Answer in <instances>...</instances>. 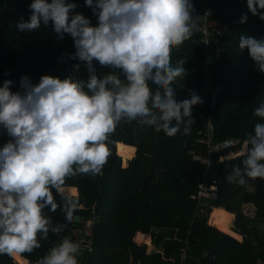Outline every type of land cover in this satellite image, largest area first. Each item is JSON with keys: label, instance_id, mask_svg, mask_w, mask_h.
<instances>
[{"label": "trees", "instance_id": "obj_1", "mask_svg": "<svg viewBox=\"0 0 264 264\" xmlns=\"http://www.w3.org/2000/svg\"><path fill=\"white\" fill-rule=\"evenodd\" d=\"M81 12L96 23L91 9L84 0H74ZM193 18L199 22L205 6L214 17L227 24L222 36L211 37L206 47L203 33L197 29L179 49L172 52V62L184 58L187 75L184 88H177V99L190 98L189 89L204 101L193 109L195 123L187 134L168 137L163 132L136 122H121L111 136L110 155L102 174H80L66 178L65 188L78 194L64 192L78 201V208L67 229L59 235L48 234L40 239L41 247L31 254H21L30 263L46 255L51 247L70 235L75 241L74 229L93 215V250L82 251L79 264H254L264 259V179H245L243 185L229 183L234 169L243 170L245 153L220 160L231 151L244 148L255 123L264 122L253 111L264 102V73L249 57L246 49L239 48V37L264 39V20L253 15L246 0H191ZM31 0H0V87L11 80L16 91L27 77L37 83L42 75L64 78L75 75L87 79L86 66L75 69L78 60L68 59L75 52L72 39L65 35L58 40L51 24L34 32H19L16 25L21 17L30 16ZM247 20L241 23L243 16ZM226 50L216 51V44ZM100 76L112 69L94 62ZM11 75H5L9 72ZM221 85L216 102L211 105L207 94ZM214 125V141L236 139L231 148L210 152L203 141L209 123ZM6 130L0 128V147L7 142ZM136 147V154L127 166L117 153L116 143ZM196 155L211 157L212 163L195 159ZM217 186L218 199L202 201L198 198L200 184ZM61 196L56 200L60 203ZM245 205L254 206V214L245 212ZM213 207H224L236 214L238 239L209 223ZM53 226L67 223L61 207L53 213L45 209ZM79 215V220H75ZM152 236L155 249L147 250L146 243L135 240L137 233ZM39 239V236H38ZM14 256L0 255V264H19Z\"/></svg>", "mask_w": 264, "mask_h": 264}, {"label": "clouds", "instance_id": "obj_2", "mask_svg": "<svg viewBox=\"0 0 264 264\" xmlns=\"http://www.w3.org/2000/svg\"><path fill=\"white\" fill-rule=\"evenodd\" d=\"M246 2L264 20V0ZM84 6L95 24L75 11L74 0H31L29 18L16 25L19 32H34L51 24L58 40L69 36L75 52L68 59L79 61L77 72L86 66L88 78L42 75L37 83L22 78L16 91L11 80L0 87V128L10 137L0 147V255L31 254L50 231L59 235L67 229L78 201L64 195L66 178L102 174L121 122L168 137L187 135L194 106L204 103L190 89V98L177 99L187 60L172 62L173 50L196 30L191 0H84ZM246 20L245 15L240 22ZM239 48L264 73V39L241 35ZM94 62L112 71L100 76ZM253 115L264 121V102ZM245 143L243 170L234 169L229 183L264 179V122L255 123ZM58 207L67 223L53 226L44 210L54 213ZM82 251L66 235L36 264H79Z\"/></svg>", "mask_w": 264, "mask_h": 264}, {"label": "built area", "instance_id": "obj_3", "mask_svg": "<svg viewBox=\"0 0 264 264\" xmlns=\"http://www.w3.org/2000/svg\"><path fill=\"white\" fill-rule=\"evenodd\" d=\"M212 9L205 6L204 12L200 15L199 22H196V29L198 31H201L203 33V42L205 43V46L207 47L211 42V37L213 36H222L225 33V30L227 28V24L224 23L221 19H218L213 16ZM226 50V46L224 44H216V51L218 53H222ZM221 91V85L218 84L212 91L211 95L207 94V99L213 105L216 100L217 96ZM215 137V131H214V125L210 122L207 130L204 134L203 141L207 143L208 150L210 152L213 151H220L224 150L226 148H231L232 146L236 145L238 143V140L236 139H225L220 141H214ZM243 153V149H238L236 151H231L227 155H223L220 157V160H224L225 158H229L231 156H236ZM195 159L212 163V158H204L201 155H196ZM198 198L200 200H216L218 199V192H217V186L215 182L212 184H207L206 182H203L200 184V189L198 191ZM97 219L95 216V210L93 209V215L89 218H87L81 225L76 226L74 229V236L76 237L75 241H79L81 243V247L83 251L85 252H91L93 250V229L94 225L96 224ZM184 256L182 257V260L179 264L183 263ZM86 260V259H85ZM85 260L81 261V264H86ZM35 264V263H30ZM254 264H264L263 258H258Z\"/></svg>", "mask_w": 264, "mask_h": 264}, {"label": "bare ground", "instance_id": "obj_4", "mask_svg": "<svg viewBox=\"0 0 264 264\" xmlns=\"http://www.w3.org/2000/svg\"><path fill=\"white\" fill-rule=\"evenodd\" d=\"M116 150L117 153L122 157L123 162L125 163L128 159L132 158L135 154L136 147L126 144L124 142H117L116 143ZM72 192L75 193L76 189H72ZM212 211V210H211ZM212 223L219 228L220 230L229 233L230 235H233L234 237H238L239 234L232 229L230 226V223L232 224L231 220L233 217V213L227 211L224 207H214L212 213ZM144 233L138 232L136 239L143 240L146 242H149V237L147 235H143ZM16 259L21 264H30L29 261L21 257L20 254L14 255ZM16 262V261H15Z\"/></svg>", "mask_w": 264, "mask_h": 264}, {"label": "rangeland", "instance_id": "obj_5", "mask_svg": "<svg viewBox=\"0 0 264 264\" xmlns=\"http://www.w3.org/2000/svg\"><path fill=\"white\" fill-rule=\"evenodd\" d=\"M135 154H136V151H135ZM134 154V155H135ZM232 157V156H231ZM131 159V158H130ZM130 159H128L125 163L123 162V159H122V165L123 166H126L128 163H129V160ZM64 192H68V193H71V194H78V190H77V192H75V193H73L69 188H65L64 189ZM244 208H246V207H244ZM214 209V208H213ZM213 209H212V211H213ZM245 212H248L249 214H251L252 213V211L249 209V208H246L245 209ZM212 213V212H211ZM211 213H210V215H209V223L210 224H212V225H214L213 223H212V217H211ZM233 213V212H232ZM231 222H232V224L230 223V226L232 227V229L234 230V228H233V225L236 223V214L235 213H233V217H232V220H231ZM235 231V230H234ZM237 232V231H236ZM238 233V232H237ZM138 234V233H137ZM239 234V236L237 237V238H239V239H241L242 238V235L240 234V233H238ZM143 235H146V234H143ZM137 236V235H136ZM136 236H135V240L137 241V242H139V243H146L147 244V250L148 251H152V250H154L156 247H155V245L153 244V242H152V236L151 235H148L147 234V236L149 237V242H146V241H143V240H139V239H136Z\"/></svg>", "mask_w": 264, "mask_h": 264}, {"label": "crops", "instance_id": "obj_6", "mask_svg": "<svg viewBox=\"0 0 264 264\" xmlns=\"http://www.w3.org/2000/svg\"><path fill=\"white\" fill-rule=\"evenodd\" d=\"M246 148H247V145H244V148H242L243 149V153H245L246 152ZM245 207L246 208H249L251 211H252V213L251 214H249L248 212H246L247 214H249V215H252V214H254V206L253 205H245ZM214 208V207H213ZM245 208V209H246ZM237 238V237H236ZM239 239V238H238ZM242 239V238H241ZM30 263V262H29Z\"/></svg>", "mask_w": 264, "mask_h": 264}, {"label": "water", "instance_id": "obj_7", "mask_svg": "<svg viewBox=\"0 0 264 264\" xmlns=\"http://www.w3.org/2000/svg\"><path fill=\"white\" fill-rule=\"evenodd\" d=\"M135 156V155H134ZM128 165V164H127ZM126 165V166H127ZM79 215H75V217H74V219L75 220H79ZM233 228H234V230L235 231H237V230H239L240 229V227L235 223L234 225H233ZM227 233V232H226ZM14 256V255H13ZM20 256H21V254H20ZM22 257V256H21ZM14 258H15V260L19 263V264H21L19 261H18V259H16V257L14 256Z\"/></svg>", "mask_w": 264, "mask_h": 264}]
</instances>
